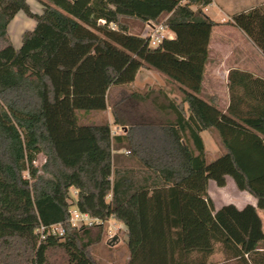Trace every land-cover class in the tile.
<instances>
[{
  "label": "trees",
  "instance_id": "16d2710c",
  "mask_svg": "<svg viewBox=\"0 0 264 264\" xmlns=\"http://www.w3.org/2000/svg\"><path fill=\"white\" fill-rule=\"evenodd\" d=\"M38 1L41 13L27 0H0V264H54L56 253L64 264H97L89 249L104 223L71 226L72 205L124 225L125 264H264V77L230 69L224 111L199 96L212 29L231 25L264 54V9L218 23L202 10L211 0ZM19 11L35 26L15 48L7 29ZM135 20L161 23L174 37L152 47L130 32ZM141 68L162 74L178 99L152 87L108 105L113 87L131 84ZM136 104L165 120L141 118ZM108 106L121 133L108 121L78 122V110ZM202 131L221 149L211 161ZM227 176L255 205L215 209L208 182L223 187ZM53 223L63 236L41 238L37 228Z\"/></svg>",
  "mask_w": 264,
  "mask_h": 264
},
{
  "label": "crops",
  "instance_id": "0c3cea01",
  "mask_svg": "<svg viewBox=\"0 0 264 264\" xmlns=\"http://www.w3.org/2000/svg\"><path fill=\"white\" fill-rule=\"evenodd\" d=\"M27 2L33 12L41 13L42 6L38 0H27ZM254 7H262L264 9V0H211V3L203 7L202 10L215 22L223 23L230 20L232 14L247 11ZM193 8H195V6H193ZM34 26L35 21L28 17L23 11H19L14 16L7 30L15 48H19L21 45L22 33L25 30L33 29ZM165 31L167 32L165 37H174V33L171 30L166 28ZM230 69L248 71L255 76L264 77V54L239 29L228 24H220L215 26L210 34L208 56L204 65L199 96L207 102H209L211 98H214L216 106L222 111L226 109L229 102L226 82ZM151 70L153 69L141 68L131 84L113 88H117L118 92L121 90L129 92L130 90H143L145 88L151 89L152 87H156L154 79L157 77L158 72H153ZM149 77H152V80H149ZM205 83H207L208 86L207 92H205ZM169 95L178 99V96L174 92ZM108 108L109 106L107 109ZM212 134L213 133L210 131L201 132L204 146H206L205 138L207 136L210 138ZM212 140L213 144L217 146L214 139ZM227 178L230 177L227 176L226 181ZM231 182L233 183L232 179ZM212 183H214L212 180L208 182L207 191L213 201L215 209H217L226 203H222L218 206L215 205V198L212 193L216 192V189L223 187H216L212 190ZM240 193L243 194V203H237L235 201L227 203H233L238 208H242L247 203L255 205L256 200L252 195L250 196L246 191ZM260 210L263 209H258V213H260ZM259 244L258 249H260Z\"/></svg>",
  "mask_w": 264,
  "mask_h": 264
},
{
  "label": "rangeland",
  "instance_id": "374dc122",
  "mask_svg": "<svg viewBox=\"0 0 264 264\" xmlns=\"http://www.w3.org/2000/svg\"><path fill=\"white\" fill-rule=\"evenodd\" d=\"M162 22V21H161ZM162 27V29H161ZM165 27L161 23H153V22H142L140 20H135L132 23L130 32L133 34L143 35L146 36L149 33H154L156 30L162 32L165 36L167 32L165 31ZM153 72H157L156 70H151ZM149 80H152V77H149ZM156 82V87L158 89H163L169 94L174 92L176 95L175 87L168 82V80L160 73H157V77L154 79ZM208 86L205 83V92H207ZM118 89L115 88L108 94L107 103L111 105L116 99L120 98L122 95L128 93L125 90H121L116 94ZM171 97V95H169ZM173 98V97H172ZM131 100L127 99L124 102V109H128L129 114L132 115L133 109L136 107ZM138 105V104H136ZM138 110L141 114V118H154L157 119L159 123L165 120V116L159 112H155L149 105H138ZM78 122L79 123H102L108 121L111 125V130L115 129L116 133H121L122 130L118 126L112 124V115L110 112V108L106 109L105 111H90V112H83L78 110L76 112ZM215 141L216 145L213 144V140ZM212 140V141H211ZM206 146V160L211 161L215 159L221 152L219 144L216 140V136L214 134L211 135L209 138L208 136L205 138ZM44 161L43 154H38L35 164L40 166ZM218 188L215 183L211 184V189ZM242 191L236 190L234 183L231 182L230 178H227L225 186L220 189H216V192H213L214 196V203L215 205H221L222 203H227L231 201H235L237 203H243L244 198L243 194L240 193ZM76 189L71 187L69 189V202H73L76 198ZM249 194V193H248ZM250 195V194H249ZM251 196V195H250ZM260 216L262 219V226L264 230V211L260 210ZM103 230L101 232V237L97 242H94L89 249L90 256L97 264H125L128 259V249L126 245V234L124 225L113 218H109L106 221H103ZM95 232V230H94ZM260 249H264V242L259 244ZM217 260L220 258V255L214 256ZM54 264H64L63 257L60 253H56L53 256Z\"/></svg>",
  "mask_w": 264,
  "mask_h": 264
},
{
  "label": "built area",
  "instance_id": "2783aa9c",
  "mask_svg": "<svg viewBox=\"0 0 264 264\" xmlns=\"http://www.w3.org/2000/svg\"><path fill=\"white\" fill-rule=\"evenodd\" d=\"M146 36L149 38V45L152 47L157 46L161 41V39L165 37V35L159 30H156V32L154 33H149ZM111 132L116 133L115 129L113 131L111 130ZM68 212H69L68 222L70 223L71 226L75 228H81L84 226H91V225L103 223V220L100 219L99 217H94L88 214L87 212H82L75 205H72L69 208ZM37 231L39 232L41 238L44 237V233L59 237H62L64 234V228L61 225V223H53L48 226L40 225L37 228Z\"/></svg>",
  "mask_w": 264,
  "mask_h": 264
}]
</instances>
